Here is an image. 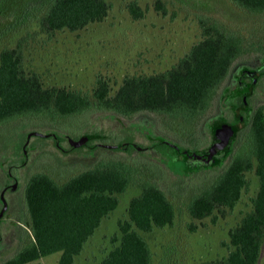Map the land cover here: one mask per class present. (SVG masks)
<instances>
[{
  "label": "rangeland",
  "instance_id": "374dc122",
  "mask_svg": "<svg viewBox=\"0 0 264 264\" xmlns=\"http://www.w3.org/2000/svg\"><path fill=\"white\" fill-rule=\"evenodd\" d=\"M109 1L111 6L101 21L75 31L58 30L48 36L39 31L37 0H0V49L13 47L20 41L26 69L37 71L45 85L91 92L96 76L102 75L109 79L111 93L126 75L159 72L174 64L201 38L198 14H206L237 30L253 50L243 53L233 64L208 111L188 123L150 111L126 117L110 110L93 109L62 119L58 125L49 118L31 115L1 124L0 260L14 255L30 239L23 193L28 176L35 171L64 180L99 161L122 159L136 169L135 179L157 182L172 200L175 216L171 225L141 232L150 247L152 264H194L226 255L228 229L251 208L250 198L258 188L253 170L246 173L248 188L242 191L233 208L214 210L201 219L193 218L187 208L190 197L210 184L230 158L232 139L239 137L238 131L223 156L225 163L212 168L189 163L182 155L172 161V149L165 147L160 151L148 146L153 139L162 137L186 149L204 152L212 143L214 122L234 120L236 104L231 90L237 82L235 76L242 68L264 67V54L257 47L258 43L264 45V12L247 11L230 0H161L166 9L163 13L156 10L155 0H137L144 15L135 19L127 8L130 0ZM260 105H264V76L249 99L240 130ZM31 131L42 134L28 137ZM50 132L61 137L59 143L65 148L82 132L97 135L98 139L94 140L106 143V147L99 146L93 152L87 147L64 152L57 147ZM128 139L138 146L130 153L113 147L114 143ZM24 149L26 160L21 163L25 158ZM9 163H13L10 170L14 177L7 175ZM198 166L201 168L196 171H186ZM139 192L140 187L132 183L119 194L118 205L102 218L73 264H96L101 260L113 245L111 238L119 235L118 221L127 218L130 198ZM59 256L60 251H56L23 264H56ZM257 264H264V243Z\"/></svg>",
  "mask_w": 264,
  "mask_h": 264
},
{
  "label": "trees",
  "instance_id": "16d2710c",
  "mask_svg": "<svg viewBox=\"0 0 264 264\" xmlns=\"http://www.w3.org/2000/svg\"><path fill=\"white\" fill-rule=\"evenodd\" d=\"M230 1L253 13L264 12V0ZM36 3L40 6L39 31L48 36L58 30L75 31L101 21L111 6L109 0H37ZM154 4L156 10L165 12L161 0H155ZM127 8L135 19L144 15L137 0H130ZM197 21L201 38L174 64L159 72L126 75L112 93L109 79L102 75L96 76L91 92L45 85L37 71L26 69L20 41L13 47L1 48L0 125L24 115L43 116L58 125L62 119L93 109L110 110L127 117L150 111L185 123L200 118L215 101L233 64L252 48L237 30L206 14H198ZM257 47L264 54V45L258 43ZM239 133L238 138L232 139L226 163V157H215L203 166L212 168L225 163L210 184L190 197L187 208L196 219L214 210L233 208L242 191L247 190L246 173L252 170L258 180L257 191L250 198L251 208L228 229L227 254L194 264L258 263L264 243V105L252 111ZM119 143L115 149L132 151L131 146ZM167 144L160 137L153 146L160 151L165 147L172 149V161L181 157L179 149L184 146L177 144L176 149ZM200 168L189 167L186 171ZM135 173L136 169L126 160L115 159L99 161L64 180L43 171L30 174L23 193L30 239L14 255L0 260V264H23L56 251H60L56 264H73L102 218L118 205L119 194L132 183L140 187V192L130 198L127 218L118 221L119 235L111 238L112 247L96 264H152L150 247L141 232L171 225L175 208L157 182L148 178H136L135 182Z\"/></svg>",
  "mask_w": 264,
  "mask_h": 264
},
{
  "label": "flooded vegetation",
  "instance_id": "af4514ba",
  "mask_svg": "<svg viewBox=\"0 0 264 264\" xmlns=\"http://www.w3.org/2000/svg\"><path fill=\"white\" fill-rule=\"evenodd\" d=\"M254 71L255 74H249L247 73L246 71ZM264 76V67H260V66H257V67H248V68H242L239 73H237V76L236 79H237V82H236V85L232 88L231 90V94L235 97V107H234V120L231 121V122H227L229 124L231 123H234L238 120V118L236 117L235 115V110L238 106L240 105H243L245 102V100L247 101V107L246 108H241L240 109V112L243 114V116L245 117V111H247L249 109V99L253 96V94L256 92L257 88H258V84H259V81L260 79ZM127 117V116H126ZM129 117V116H128ZM218 122H224L222 120L220 121H216L214 122L213 124V128L216 127V125L218 124ZM226 123V122H225ZM240 130V129H239ZM238 130V131H239ZM50 136H53V139L55 141V144L57 145V147H59L62 151L64 152H67V151H70V150H75V149H78V148H90L91 149V152H93L94 150H96L99 146H102V147H106V143H103V142H100V141H95L94 139H98V136L96 135L95 137H93L92 134H89V133H81L77 138L75 139H72V140H77L79 139L81 136L83 135H92L91 137H89L84 143L80 144V145H73L71 144V142L69 143V147L68 148H65L64 146H62L60 143H59V139H61V137L53 134V132H50L49 133ZM155 136V135H153ZM158 137V136H156ZM157 139V138H156ZM156 139H153V141L149 144L148 147H151V148H154L155 147L153 146V144L155 143ZM163 140L169 144V146L171 147H175L176 149L177 148V144L172 142V141H169L168 139H165L163 138ZM71 141V140H70ZM26 142V141H25ZM119 143V142H118ZM118 143H114L113 147L116 146V144ZM121 143H125L123 145L125 146H131V150H133V148L135 147H138L136 146L137 144H135L131 139H128L126 141H122L120 142L119 144ZM167 144V145H168ZM184 148L182 149H179V151L181 152ZM25 149H24V156L25 158L23 159V161L21 163H23L25 160H26V154H25ZM200 152V151H199ZM182 155V154H181ZM13 165V163H9V166H8V170H7V175L9 177H14V174L12 173V171L10 170V167Z\"/></svg>",
  "mask_w": 264,
  "mask_h": 264
},
{
  "label": "water",
  "instance_id": "95a60500",
  "mask_svg": "<svg viewBox=\"0 0 264 264\" xmlns=\"http://www.w3.org/2000/svg\"><path fill=\"white\" fill-rule=\"evenodd\" d=\"M249 74H255L254 71H246ZM245 103L243 105H240L235 110V115L238 118V120L234 123H225V122H218L216 127L214 128V135L213 140L209 148L204 152H196L192 149H183L181 151L182 156L185 158V160L189 163L193 164H204L207 165L213 161L215 157H223L230 146L231 138L235 135V133L242 127L244 123V116L240 112L241 108L247 107V101H244ZM32 134H42L38 131H31L28 133V137ZM92 135H83L77 140H71V144L77 146L82 143H84L89 137Z\"/></svg>",
  "mask_w": 264,
  "mask_h": 264
}]
</instances>
